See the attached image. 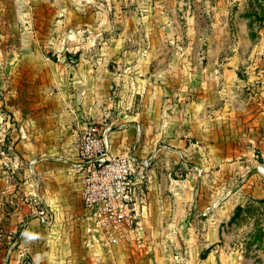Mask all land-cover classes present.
<instances>
[{
    "label": "crops",
    "instance_id": "crops-1",
    "mask_svg": "<svg viewBox=\"0 0 264 264\" xmlns=\"http://www.w3.org/2000/svg\"><path fill=\"white\" fill-rule=\"evenodd\" d=\"M33 55L22 61L30 69L27 86L41 85L38 77L44 75L35 66L42 68L45 59ZM106 59L76 64L74 92L68 95L74 99L67 100L71 108H20L14 99L18 92L2 93L0 103L14 121L4 118L0 130L8 127L9 133L7 139L0 136V264H97L98 259L100 264H200L213 256L210 244L220 227L237 218L231 221L237 206L239 216L264 206V173L256 167L264 168V108L236 92L240 82L230 62L215 60L213 73L201 80L194 75L186 84L170 77L146 84L136 71L109 69ZM45 65L49 76L53 64ZM189 90L194 92L188 96ZM91 120L111 126L110 153H133L139 165L155 152L146 177H137L139 168L133 174L144 199L136 207V240L158 244L149 257L133 256V242L115 245L100 258L87 245L83 168L70 136ZM45 161L58 167L45 172L52 179L37 191L34 181ZM39 207L51 213L50 223L40 221ZM129 236L135 240L133 232ZM169 239L173 246L165 250Z\"/></svg>",
    "mask_w": 264,
    "mask_h": 264
},
{
    "label": "rangeland",
    "instance_id": "rangeland-1",
    "mask_svg": "<svg viewBox=\"0 0 264 264\" xmlns=\"http://www.w3.org/2000/svg\"><path fill=\"white\" fill-rule=\"evenodd\" d=\"M0 33V97L4 91L18 92L20 97L14 99L20 108H71L67 100L74 99L68 95L74 92L76 64L103 56L109 69L128 75L136 71L148 79L146 84L166 83L168 77L186 84L194 75L201 80L213 73L215 60L228 61L237 70L239 96L264 108V0H0ZM35 53L39 61L45 59L42 68L41 63L35 66L44 75L38 77L41 85L27 86L24 79L30 69L22 61ZM45 62L53 64L49 76ZM14 73L17 80H12ZM0 115V130L4 118L14 121L9 107L2 104ZM83 129L71 130L77 152ZM0 136L8 138V127ZM26 167L31 169V162ZM57 167L45 161L34 181L37 191H44L52 179L45 172ZM256 167L264 173L260 164ZM141 201L139 192L136 206ZM137 230L138 225L110 246L97 240L93 248L97 258L115 245L131 242L133 256L149 257L158 244L137 241ZM219 230L210 244L213 256L200 264H264L263 205L250 207ZM132 232L135 240H130ZM163 244L165 250L173 246L170 239Z\"/></svg>",
    "mask_w": 264,
    "mask_h": 264
},
{
    "label": "built area",
    "instance_id": "built-area-1",
    "mask_svg": "<svg viewBox=\"0 0 264 264\" xmlns=\"http://www.w3.org/2000/svg\"><path fill=\"white\" fill-rule=\"evenodd\" d=\"M110 129L109 124L89 121L84 126L78 144L77 164L83 168L80 194L87 245L91 251L97 240L110 246L124 240L127 232L137 227L136 203L141 191L139 180L133 174L139 168L137 177L145 178V169L155 156L153 152L137 165L138 160L133 153H110L107 135ZM180 155L183 156L181 152ZM36 214L44 224L52 220L51 213L44 207H39ZM3 240L4 231L0 227V250ZM10 250L8 247L5 253L9 254ZM22 264L31 262L23 260Z\"/></svg>",
    "mask_w": 264,
    "mask_h": 264
},
{
    "label": "trees",
    "instance_id": "trees-1",
    "mask_svg": "<svg viewBox=\"0 0 264 264\" xmlns=\"http://www.w3.org/2000/svg\"><path fill=\"white\" fill-rule=\"evenodd\" d=\"M240 210H241V207H240V206H237V207L235 208V211H234V213H233V215H232V217H231V221L234 220V219L238 216Z\"/></svg>",
    "mask_w": 264,
    "mask_h": 264
}]
</instances>
